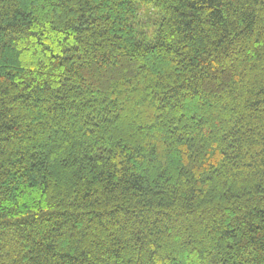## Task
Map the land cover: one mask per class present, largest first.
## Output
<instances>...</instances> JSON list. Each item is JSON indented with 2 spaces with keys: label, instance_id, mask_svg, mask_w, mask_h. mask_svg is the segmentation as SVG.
Returning <instances> with one entry per match:
<instances>
[{
  "label": "trees",
  "instance_id": "trees-1",
  "mask_svg": "<svg viewBox=\"0 0 264 264\" xmlns=\"http://www.w3.org/2000/svg\"><path fill=\"white\" fill-rule=\"evenodd\" d=\"M0 264H264V0H0Z\"/></svg>",
  "mask_w": 264,
  "mask_h": 264
},
{
  "label": "rangeland",
  "instance_id": "rangeland-1",
  "mask_svg": "<svg viewBox=\"0 0 264 264\" xmlns=\"http://www.w3.org/2000/svg\"><path fill=\"white\" fill-rule=\"evenodd\" d=\"M150 13H152V14H153L154 12H150Z\"/></svg>",
  "mask_w": 264,
  "mask_h": 264
}]
</instances>
